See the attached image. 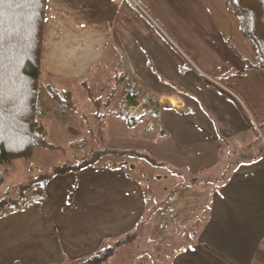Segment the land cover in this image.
I'll use <instances>...</instances> for the list:
<instances>
[{
    "label": "crops",
    "instance_id": "1",
    "mask_svg": "<svg viewBox=\"0 0 264 264\" xmlns=\"http://www.w3.org/2000/svg\"><path fill=\"white\" fill-rule=\"evenodd\" d=\"M192 1L48 0L37 95V115L48 135L67 143L87 132L83 111L55 100L48 84L74 95L66 84L83 83L109 63L117 82L124 75V84L136 81L149 93L152 116L174 153L164 155L162 163L177 158L183 160L181 170L199 164L209 173L200 180L186 178L162 199L152 188L148 198L142 181L124 167L92 165L57 175L43 199L0 218V264H61L133 231L135 241L143 238L152 247L161 239L181 241L169 264H260L264 146H254L260 125L229 80L232 63L245 66L246 59L230 43L223 47L219 28L209 16L200 18ZM131 108L132 127L150 112L136 114ZM220 162L224 171L213 172ZM155 180H162L160 174ZM152 200L146 239L143 223ZM188 213L192 229L185 227ZM135 245L128 252L135 256L131 264H153V250ZM159 249L167 253L164 246Z\"/></svg>",
    "mask_w": 264,
    "mask_h": 264
},
{
    "label": "rangeland",
    "instance_id": "2",
    "mask_svg": "<svg viewBox=\"0 0 264 264\" xmlns=\"http://www.w3.org/2000/svg\"><path fill=\"white\" fill-rule=\"evenodd\" d=\"M192 2L194 4L196 3L195 12L200 18L205 19V16H209L216 27L219 28V39L223 41V47L224 41L230 43L239 56L246 59L244 62L245 66H241V63L243 64L241 61L240 64L237 65L232 63L235 70L231 73L229 80L233 90L236 93L239 92L238 96L241 98L242 104L249 111V117L257 121L260 125L259 134L257 140L254 141V146H259L260 144L264 146V70L246 69V62H256V55L250 43L244 38L240 31L239 18L228 9L225 0H195V2ZM117 73V70L110 66L109 63L101 64L97 73H94L95 75L93 78L85 79L87 84L81 83V81H74L66 84L68 86L65 87H72L75 89L73 101L78 107L76 111L79 109L83 111V115L86 117L84 121L86 129L89 127V130H87L82 137L71 141L75 142L74 144H70L71 142L59 143L48 135L51 141L61 145L62 148L51 149L40 146L35 149L30 159L19 158L11 163H7L6 179L5 182L0 185V199L4 197H17L19 193L17 184H26L32 179L39 177L41 174L50 172L54 167L64 165L94 164L115 166L120 162H124V168L142 181L146 196L150 198V190L152 188L153 190H157L158 198L160 199L164 198L168 193L172 194L175 188H178V185L185 183L186 178L197 176L196 179L200 180L209 173V168H202L199 164L195 165L197 167L196 170H191L190 168L185 169V167L181 170L178 166L183 160L177 158L172 160L175 165L162 163L163 160L167 159V157H163L164 155L172 157L173 148H171L170 142L164 135V128L160 120L152 116V113L155 114L153 104L151 103L152 99L145 88L139 84L146 92L148 106H142V100L144 98L141 99L139 104L130 105L127 100V93L130 87H128L126 83H120L116 92L113 90L117 86V80L115 79ZM129 81L133 83V80ZM129 81H127V83H129ZM135 83L137 84L136 81ZM98 98L103 100L100 108H98L94 102V100ZM108 99L111 100L110 106L105 105ZM124 102L126 104L125 107L117 108L119 104L122 105ZM131 107H135L134 112L136 114H140L142 111L146 113L148 109L150 111L146 117L137 120L134 127L129 124L127 118V116L130 115L129 110L132 109ZM97 112L105 114L104 131L102 133L99 131L100 121L96 116ZM233 147L232 145V148ZM115 151H128V153L123 157H119L115 155ZM136 153L146 154L151 159L162 164L156 165L152 160L135 155ZM232 161L234 162V160ZM221 164L220 162L213 166L211 170L213 172L224 171V169L221 168ZM173 169H179L181 175L179 172H176L177 174L169 173L172 172L170 170ZM226 169L227 168H225V170ZM193 171L196 172L197 175H192ZM157 174H160L162 177V180L158 182L155 180ZM166 175H168V180L165 178ZM10 202L11 201H8V205L11 204ZM153 206L154 200L148 203L147 216L144 221L145 223H143V225L146 226V228L143 227L145 230L143 235L146 239L148 238L146 236L150 233L148 229L149 225L146 224V221L149 219ZM23 210L25 209L11 212L5 216ZM192 218L193 217L189 213L185 215V227H190L192 229ZM198 221L201 223L202 218L200 217ZM136 235L137 232L133 231L130 237H128L129 239L131 238L130 240L122 239L123 244L124 242H126V244H120L118 246L119 248H117L119 252L114 253L103 264H131V259L135 256L133 254L130 255L128 252H130V248L131 251L134 252L133 247H136L135 244L142 248L147 246L150 250H153V256L155 257H151L153 264H169L171 254L183 245L181 241L172 244L171 239L168 241L161 239L158 241V248L157 245H154V248L150 246V244L148 245V242H146L147 240H143V238L141 240L142 243L135 241L134 238ZM118 238H120V236L111 237L109 240L107 239L105 241L104 245L113 244L119 240ZM162 246L167 248V253H162V249H159V247L162 248ZM124 247L125 249H123ZM138 250L140 249L138 248ZM82 258L70 259L65 257L61 264H79L78 262H80Z\"/></svg>",
    "mask_w": 264,
    "mask_h": 264
},
{
    "label": "trees",
    "instance_id": "3",
    "mask_svg": "<svg viewBox=\"0 0 264 264\" xmlns=\"http://www.w3.org/2000/svg\"><path fill=\"white\" fill-rule=\"evenodd\" d=\"M225 1L228 9L239 18L240 31L256 55V62H247V69L264 70V0ZM47 6L48 0H0V185L6 179L7 163L19 158L30 159L35 149L40 146L51 149L62 148L49 139L47 130L37 115ZM198 72L203 76L200 71ZM124 80L125 76L122 75V79L113 89L115 92ZM83 83L87 84L86 81ZM137 84L128 83L130 89L127 100L130 105H137L144 98L142 106L147 107L146 92L139 83ZM48 89L55 100L73 111L78 109L71 90L59 89L52 84H48ZM94 102L100 108L103 100L98 98ZM110 104L111 100L108 99L105 105L110 106ZM96 116L100 121L99 131L102 133L105 114L97 112ZM127 118L129 124L133 126V116L128 115ZM115 153L123 157L128 151H115ZM135 155L146 157L154 164H158L146 154ZM90 165L94 164L56 166L50 172L41 174L26 184H17L19 187L17 197L0 199V217L26 209L43 199L48 182L55 176L78 172ZM117 166L108 167L123 168L125 165L124 162H120ZM8 201H11V204L8 205ZM130 235L129 232L118 238L115 243L107 245H104L107 240L105 239L99 249L82 258L78 263L103 264L116 253L118 246L123 244L122 239H131L128 238Z\"/></svg>",
    "mask_w": 264,
    "mask_h": 264
},
{
    "label": "built area",
    "instance_id": "4",
    "mask_svg": "<svg viewBox=\"0 0 264 264\" xmlns=\"http://www.w3.org/2000/svg\"><path fill=\"white\" fill-rule=\"evenodd\" d=\"M260 264H264V257H263L262 260L260 261Z\"/></svg>",
    "mask_w": 264,
    "mask_h": 264
}]
</instances>
